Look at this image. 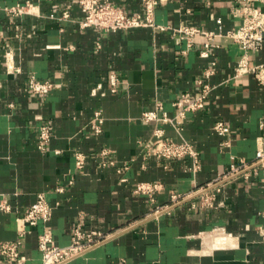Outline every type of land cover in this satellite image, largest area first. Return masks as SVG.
<instances>
[{"label":"crops","instance_id":"0c3cea01","mask_svg":"<svg viewBox=\"0 0 264 264\" xmlns=\"http://www.w3.org/2000/svg\"><path fill=\"white\" fill-rule=\"evenodd\" d=\"M25 1L0 0V7ZM30 1L34 15L12 19L0 12V193L12 207L11 213L0 211V241L17 239L25 228L17 218L42 193L53 207L47 227L56 245L70 243L81 215L85 230L109 235L66 264H264V166L228 177L240 161L253 162L257 139L264 137V85L253 75L234 78L241 46L218 37L208 57H201L204 38L198 37L182 54L184 43L169 30L81 29L78 0ZM107 1L129 14L141 9L140 0ZM235 6V0H163L155 23L218 31L220 19L227 33L239 24L230 15ZM65 10L69 19L62 18ZM7 52L19 72L8 71ZM250 60L264 63V46ZM206 69L213 74L205 107L185 111L180 130L170 122L142 120L157 103L175 119L186 106L181 97L198 96L197 81ZM31 73L50 80L53 91L34 97L27 90ZM111 74L119 79L115 93ZM96 111L103 117L99 135L91 129ZM47 121L53 137L41 152L37 137ZM216 122L227 128L224 136L214 131ZM156 129L167 139L194 144L201 170L192 173L189 159L145 158ZM101 149L111 152L115 166L88 159L76 169L75 152L97 156ZM143 182L162 186L153 205L134 193ZM173 195L179 200L172 202ZM210 198L213 205L207 206ZM26 229L22 264H41L37 240L43 224ZM0 264L9 263L0 258Z\"/></svg>","mask_w":264,"mask_h":264},{"label":"built area","instance_id":"2783aa9c","mask_svg":"<svg viewBox=\"0 0 264 264\" xmlns=\"http://www.w3.org/2000/svg\"><path fill=\"white\" fill-rule=\"evenodd\" d=\"M206 1V0H205ZM141 9L138 13L129 14L123 8L118 7L107 0H78V5L82 13V18L77 22L81 29L94 28L103 32L129 31L137 28L150 27L159 30H169L173 37H177L184 43L185 48L181 51L186 54L191 51L198 37H203V49L200 52L201 57H208L209 50L215 47V40L218 37H227L241 46L242 55L235 68L234 78L245 75H253L256 80L264 85V63L256 65L251 64L253 53L260 51L264 46V0H235L236 6L230 10L232 18H238L239 24L231 31L224 33L222 31L221 20L217 19L218 31H206L200 27L181 23L178 27L160 26L155 23L156 8L163 3V0H140ZM54 8H56L54 6ZM33 5L30 0L24 3H18L12 7H0V12L5 13L12 19L25 15H34ZM63 19H69V12L65 10L62 13ZM18 37V35L16 36ZM5 62L9 72H19L20 70L12 64L11 52L5 53ZM214 66V63H212ZM213 74V69H206L202 77L197 81L199 86L198 96L190 101L187 95L181 97V103H186L184 110L180 111L175 119H170L162 111V104L157 103L154 110L142 113V120L149 122H170L180 130V120L185 111H199L205 107L207 96L211 91V86L207 79ZM110 90L116 92L119 79L115 74H111L108 79ZM54 84L50 80H39L33 73L28 77L27 90L37 98L44 97L53 91ZM100 87H98L99 89ZM161 113V115H160ZM103 117L101 111L94 113L91 129L96 134L101 133ZM214 131L224 136L227 128L222 122H216ZM53 124L47 121L39 127L36 147L39 151L45 152L53 137ZM226 143H224L225 145ZM58 152V151H57ZM145 158H155L159 161L174 159H189L191 162L190 171L197 173L201 170V160L199 152L194 144L181 140L175 141L167 139L162 129H156L153 133V141L148 147ZM75 167L82 170L88 159H98L100 167L115 166L116 162L108 149H101L97 156H87L82 152H75ZM241 167L232 166L228 177H233L241 173L248 167L264 166V137L257 139V150L255 159L249 165L240 161ZM72 181L68 182L71 185ZM161 184L156 182L138 183L134 188V193L145 196L150 205L155 203V194L161 190ZM63 187H58L57 192H63ZM179 195L171 197L172 202L179 200ZM206 205L212 206L213 199H206ZM0 211L11 213L12 207L0 193ZM160 209L156 208L155 213ZM53 215L51 207L44 194L36 196L35 202L27 209L23 216L17 220L23 224V229L18 231V237L13 242L0 241V258L9 264H22L23 257L21 247L25 235L28 233L26 226L33 227L38 223L43 224V231L38 236L37 249L41 253V264H66L71 260L83 255L94 247L104 243L109 235L96 230L87 231L84 229L83 215L75 224L71 231L70 243L61 247L55 244L52 232L47 227Z\"/></svg>","mask_w":264,"mask_h":264}]
</instances>
